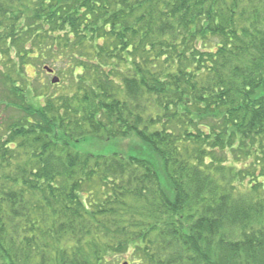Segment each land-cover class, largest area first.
I'll list each match as a JSON object with an SVG mask.
<instances>
[{
  "label": "trees",
  "instance_id": "1",
  "mask_svg": "<svg viewBox=\"0 0 264 264\" xmlns=\"http://www.w3.org/2000/svg\"><path fill=\"white\" fill-rule=\"evenodd\" d=\"M125 263L264 264V0H0V264Z\"/></svg>",
  "mask_w": 264,
  "mask_h": 264
},
{
  "label": "rangeland",
  "instance_id": "2",
  "mask_svg": "<svg viewBox=\"0 0 264 264\" xmlns=\"http://www.w3.org/2000/svg\"><path fill=\"white\" fill-rule=\"evenodd\" d=\"M43 61H37L36 64L37 67H33L32 65H29L28 67V75L33 78V82L36 83L37 90L32 94V101L36 105H43L45 104V101L51 97H60L61 95L63 97L66 96H75L78 94V82H76V79L74 76H70L69 74H62L61 70L64 68L62 67V64H65L64 62H52L48 63V67L55 70L54 75H49L47 69H45L44 64H42ZM47 67V66H46ZM54 76H57L60 78V82L57 84L52 83V79ZM57 99V98H56ZM91 148H94L95 151L102 150L103 145H91ZM130 149L128 141H116L111 146H108L105 149V153L112 152V151H118V152H128Z\"/></svg>",
  "mask_w": 264,
  "mask_h": 264
},
{
  "label": "water",
  "instance_id": "3",
  "mask_svg": "<svg viewBox=\"0 0 264 264\" xmlns=\"http://www.w3.org/2000/svg\"><path fill=\"white\" fill-rule=\"evenodd\" d=\"M46 69H47L48 71L52 72L50 68L46 67ZM59 81H60V78L57 77V76H55V77L52 79V83H53V84L59 83ZM125 264H127V263H125Z\"/></svg>",
  "mask_w": 264,
  "mask_h": 264
},
{
  "label": "bare ground",
  "instance_id": "4",
  "mask_svg": "<svg viewBox=\"0 0 264 264\" xmlns=\"http://www.w3.org/2000/svg\"><path fill=\"white\" fill-rule=\"evenodd\" d=\"M51 69V71H53V69L52 68H50Z\"/></svg>",
  "mask_w": 264,
  "mask_h": 264
}]
</instances>
